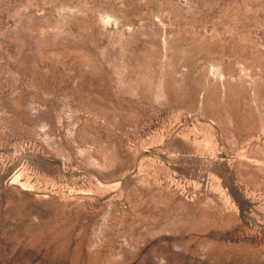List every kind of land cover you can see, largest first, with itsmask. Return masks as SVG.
Wrapping results in <instances>:
<instances>
[{"label": "rangeland", "instance_id": "1", "mask_svg": "<svg viewBox=\"0 0 264 264\" xmlns=\"http://www.w3.org/2000/svg\"><path fill=\"white\" fill-rule=\"evenodd\" d=\"M0 264H264V0H0Z\"/></svg>", "mask_w": 264, "mask_h": 264}]
</instances>
